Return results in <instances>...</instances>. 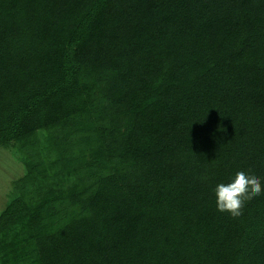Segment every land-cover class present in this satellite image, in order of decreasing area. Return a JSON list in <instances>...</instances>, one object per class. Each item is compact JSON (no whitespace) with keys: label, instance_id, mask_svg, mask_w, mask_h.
Listing matches in <instances>:
<instances>
[{"label":"trees","instance_id":"obj_1","mask_svg":"<svg viewBox=\"0 0 264 264\" xmlns=\"http://www.w3.org/2000/svg\"><path fill=\"white\" fill-rule=\"evenodd\" d=\"M11 144L1 264H264V0H0Z\"/></svg>","mask_w":264,"mask_h":264},{"label":"clouds","instance_id":"obj_2","mask_svg":"<svg viewBox=\"0 0 264 264\" xmlns=\"http://www.w3.org/2000/svg\"><path fill=\"white\" fill-rule=\"evenodd\" d=\"M214 192L217 210L236 218L242 215L247 202L264 194V184L256 175L238 171L231 182L218 184Z\"/></svg>","mask_w":264,"mask_h":264},{"label":"rangeland","instance_id":"obj_3","mask_svg":"<svg viewBox=\"0 0 264 264\" xmlns=\"http://www.w3.org/2000/svg\"><path fill=\"white\" fill-rule=\"evenodd\" d=\"M20 151L14 144L8 147H0V213L16 196L14 189L15 181L26 173V167L20 159ZM59 178H61L60 174H58V178H55V180L59 181ZM49 182L52 185L54 183L53 179Z\"/></svg>","mask_w":264,"mask_h":264},{"label":"crops","instance_id":"obj_4","mask_svg":"<svg viewBox=\"0 0 264 264\" xmlns=\"http://www.w3.org/2000/svg\"><path fill=\"white\" fill-rule=\"evenodd\" d=\"M1 264V263H0Z\"/></svg>","mask_w":264,"mask_h":264}]
</instances>
